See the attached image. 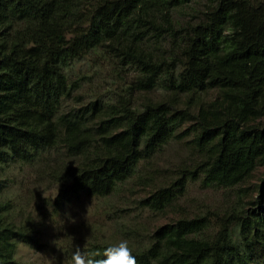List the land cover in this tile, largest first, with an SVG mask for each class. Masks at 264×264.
Instances as JSON below:
<instances>
[{
	"label": "trees",
	"instance_id": "1",
	"mask_svg": "<svg viewBox=\"0 0 264 264\" xmlns=\"http://www.w3.org/2000/svg\"><path fill=\"white\" fill-rule=\"evenodd\" d=\"M192 1L0 0V191L11 163L62 147L77 159L62 196H108L188 121L201 157L191 178L234 187L264 167V0H213L200 20L180 23L174 12ZM99 49L137 76L114 100L64 111L80 86L67 68ZM156 89L162 98L136 97ZM187 178L141 206L164 211ZM210 222L181 214L129 246L137 264H264V178L256 199L239 201L211 232ZM20 242L43 247L35 228L16 222L11 202L0 200V264H19ZM110 245L93 241L82 251L102 259Z\"/></svg>",
	"mask_w": 264,
	"mask_h": 264
},
{
	"label": "rangeland",
	"instance_id": "2",
	"mask_svg": "<svg viewBox=\"0 0 264 264\" xmlns=\"http://www.w3.org/2000/svg\"><path fill=\"white\" fill-rule=\"evenodd\" d=\"M212 1L193 0L177 9L174 17L183 24L197 22ZM168 47V42H164L162 49ZM67 73L72 81L80 79V86L64 102V111L78 109L97 97L114 100L137 76L134 67L124 66L120 58L105 49L74 61ZM214 95L215 91H210L206 97ZM147 96L162 98L164 90L136 93L140 102ZM193 122L184 123L175 138L152 158L143 160L136 172L108 196L90 195L86 191H70L62 196L63 190L68 189L67 172L77 163L62 147L32 162L11 163L6 168L7 183L0 191V200L10 201L15 221L31 224L43 243L41 249H34L20 242L16 254L18 263L71 264L74 248L79 246L82 250L93 241L116 244L128 239L129 245L142 244L157 227L174 222L181 214L206 215L211 219V232L218 228L220 217L239 201L247 203L256 199L264 167L234 187L205 185L201 178H191L189 170H194L201 161L192 143ZM183 174L188 176L186 187L172 206L164 211L141 206L142 198L172 184Z\"/></svg>",
	"mask_w": 264,
	"mask_h": 264
},
{
	"label": "clouds",
	"instance_id": "3",
	"mask_svg": "<svg viewBox=\"0 0 264 264\" xmlns=\"http://www.w3.org/2000/svg\"><path fill=\"white\" fill-rule=\"evenodd\" d=\"M128 239H121L118 243L105 248L104 258L97 259L98 253H86L76 246L71 254V264H137Z\"/></svg>",
	"mask_w": 264,
	"mask_h": 264
}]
</instances>
